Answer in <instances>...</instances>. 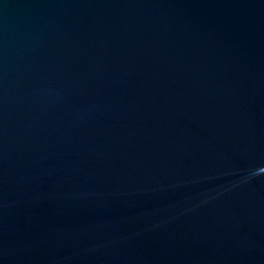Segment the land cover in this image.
Here are the masks:
<instances>
[{"label":"water","instance_id":"water-1","mask_svg":"<svg viewBox=\"0 0 264 264\" xmlns=\"http://www.w3.org/2000/svg\"><path fill=\"white\" fill-rule=\"evenodd\" d=\"M0 264H264V0H0Z\"/></svg>","mask_w":264,"mask_h":264}]
</instances>
